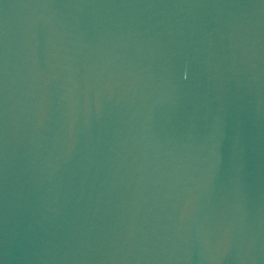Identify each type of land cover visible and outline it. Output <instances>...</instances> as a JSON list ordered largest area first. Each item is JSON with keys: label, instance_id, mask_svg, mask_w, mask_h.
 I'll use <instances>...</instances> for the list:
<instances>
[{"label": "water", "instance_id": "95a60500", "mask_svg": "<svg viewBox=\"0 0 264 264\" xmlns=\"http://www.w3.org/2000/svg\"><path fill=\"white\" fill-rule=\"evenodd\" d=\"M0 264H264V0H0Z\"/></svg>", "mask_w": 264, "mask_h": 264}]
</instances>
